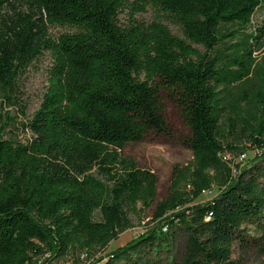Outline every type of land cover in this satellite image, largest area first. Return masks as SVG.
I'll return each instance as SVG.
<instances>
[{"label": "trees", "instance_id": "obj_1", "mask_svg": "<svg viewBox=\"0 0 264 264\" xmlns=\"http://www.w3.org/2000/svg\"><path fill=\"white\" fill-rule=\"evenodd\" d=\"M147 8L156 19L135 18ZM263 47L264 0H0L2 102L26 118L20 81L44 53L52 59L38 109L19 126L7 115L14 136L0 131V264L78 262L156 201L157 174L122 152L165 131L163 88L189 129L190 176L176 168L157 203L164 228L103 264H159L162 252L167 264H238L233 246L257 245L250 225L264 231V168L239 169L225 153L245 154V137L264 155ZM212 186V199L185 207ZM175 229L186 235L181 260L171 255Z\"/></svg>", "mask_w": 264, "mask_h": 264}, {"label": "rangeland", "instance_id": "obj_2", "mask_svg": "<svg viewBox=\"0 0 264 264\" xmlns=\"http://www.w3.org/2000/svg\"><path fill=\"white\" fill-rule=\"evenodd\" d=\"M130 16V8H126L120 13L119 20L124 24L129 20ZM262 16L263 13L261 11L256 13L253 18V24L257 25L262 19ZM135 18L150 22L156 19L157 15L153 8H147L146 12L136 14ZM165 24L169 26L174 34L182 37L181 31L175 24L170 22H165ZM66 30L67 28L64 27H54L51 28L50 31L56 36ZM255 56L258 60V64L264 66V47L258 50ZM51 65V55L49 53H44L33 62L20 81V98L22 102L27 105L26 118L21 115L19 106H8L4 104L0 98V131L4 130V137L14 136L17 132L12 125L7 127L4 125V122L7 120V115L15 116L17 119L15 125L19 126L21 122L27 121L38 109L48 85ZM159 93L166 120L165 131L162 133H148L141 141L127 144L122 152L123 155L132 157L140 167L149 168L157 174L158 185L156 201L143 213L132 215V226L121 233L119 238L112 241L107 247L96 248L91 255L84 254V257H80L78 262L72 259V261L68 262H57L58 264H103L107 261V257L110 253L116 248L125 245L146 232L159 231L164 228L163 223L154 221L156 205L170 193L176 168L181 169L186 176H190L187 168L192 161V153L186 145V140L189 137V129L185 124L184 117L174 95L170 94V92L164 88L161 89ZM19 137L27 138L29 137V133L21 131L19 132ZM240 144L248 148L245 155L235 152H226L225 155L227 159L238 164L240 167L239 169L254 164L264 168V155L260 156L262 151L254 148L245 137L241 138ZM187 189L189 190V188ZM217 193V186H212L211 190L204 191L199 197L190 198L185 207L190 208L195 205L203 204L212 199ZM248 233L258 238L256 239L257 245L242 247L235 244L233 246L232 259L238 264H264V231L250 225L248 227ZM169 241L172 245L171 255H173L176 260H181L185 254L186 235L182 231L175 229ZM167 257V253L162 252L159 264H167Z\"/></svg>", "mask_w": 264, "mask_h": 264}, {"label": "built area", "instance_id": "obj_3", "mask_svg": "<svg viewBox=\"0 0 264 264\" xmlns=\"http://www.w3.org/2000/svg\"><path fill=\"white\" fill-rule=\"evenodd\" d=\"M245 155V154H244ZM84 257V255L81 256V258Z\"/></svg>", "mask_w": 264, "mask_h": 264}]
</instances>
